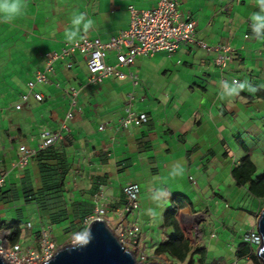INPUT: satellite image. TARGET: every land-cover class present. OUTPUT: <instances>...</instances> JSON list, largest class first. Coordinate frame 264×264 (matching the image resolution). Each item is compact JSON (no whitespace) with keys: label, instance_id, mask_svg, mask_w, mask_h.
<instances>
[{"label":"crops","instance_id":"1","mask_svg":"<svg viewBox=\"0 0 264 264\" xmlns=\"http://www.w3.org/2000/svg\"><path fill=\"white\" fill-rule=\"evenodd\" d=\"M252 5L253 0H180L183 20L195 22L196 39L211 49L181 45L173 54L139 57L130 69L139 78L137 86L128 78L91 83L85 57L75 54L55 62L48 82L37 84L33 92L28 87L37 73L45 71L47 57L71 44L64 33L74 13H85L94 21L79 41L108 42L129 29L131 9L153 10L157 0H27L20 18L0 24V177L5 178L0 235L11 246L39 253L42 229L48 227L56 246L55 230L68 240L57 246L63 248L98 205L106 208L104 218L112 229L138 224V250L150 262H179L159 253V248L181 234L190 252L178 264L242 263L237 251L244 242L232 254L225 251L235 231L229 220L219 223L210 218L214 211L209 203L219 188L228 193L239 187L233 170L240 161L228 145L229 131L234 132L230 115L235 118L245 106L264 108V90L257 84L255 93L243 91L239 97L217 100L223 79L231 82L243 72L245 56L264 59V40L251 38ZM243 26L250 43L236 32ZM219 46L235 47L233 62L224 70L216 64ZM106 62L116 64L114 52L106 54ZM67 63L72 68L67 69ZM254 69L264 72L258 62ZM71 88L79 92L80 111L70 105ZM35 93L42 94L43 101L38 102ZM129 94L134 97L132 110L145 114L148 122L122 129L119 120ZM63 125L67 126L63 139L47 152L46 160L40 163L35 157L27 168L18 167L21 147L37 149L43 132H56ZM43 165L57 170L58 176H50L61 184L53 195L45 191L49 176L42 174ZM176 166L183 173L172 177ZM129 184L140 187V206L120 220L118 211L126 203L124 188ZM171 209L175 225L166 221ZM12 223H19L21 231L15 244L8 240ZM220 226L229 232L223 239L217 238ZM215 241L222 250L212 254Z\"/></svg>","mask_w":264,"mask_h":264},{"label":"built area","instance_id":"2","mask_svg":"<svg viewBox=\"0 0 264 264\" xmlns=\"http://www.w3.org/2000/svg\"><path fill=\"white\" fill-rule=\"evenodd\" d=\"M248 38L249 36H246V39ZM181 45H195L206 50L211 49L205 42L196 39L195 22L189 19L183 20L180 12V0H157V8L153 10L139 12L131 9L129 29L124 31L120 36L113 37L108 42H102L98 39H83L78 43L73 42L67 45L60 52L49 55L45 71L37 73L35 79L29 83L28 87L33 92L37 84L48 82V76L53 72L55 62L64 61L75 54L85 57L91 83L98 85L109 79L122 80L128 78L134 86H137L139 78L130 70L137 58L153 56L160 52L173 54ZM216 50L219 52L216 64L224 70L233 62L235 48L232 46H219ZM110 52L115 53L116 64L114 65H109L106 62V54ZM66 68H72V64L67 63ZM223 81L228 80L223 79ZM69 93L72 109L80 111L78 90L71 88ZM33 95L38 102L44 99L42 94L35 93ZM28 98L29 96L25 95L23 101H27ZM128 98L130 102L119 120V126L122 129H129L135 124H146L148 117L145 114H137L132 110L133 94H129ZM66 129L67 126L63 125L56 132H43L41 143L37 149H28L25 146L21 147L20 152L22 153V157L18 162V167L21 169L27 168L30 161L37 156L38 152L46 150L60 142ZM101 130H103L102 127ZM4 186L5 178L0 177V192ZM124 194L126 203L118 211L120 220L134 214L140 206V187L138 185H127L124 188ZM97 199L98 196L96 197V202H98ZM106 214V208L97 205L94 213L85 221V224L90 227L94 221L104 220ZM113 231L122 246L133 254H135L134 251H139L141 254L140 262H146V255L138 250V238L141 232L138 224L128 225L125 229L117 227ZM244 242L250 246V255H252L261 246L262 237L254 229L245 235ZM40 248L41 252L39 253L23 250L19 244L11 246L7 241V237L0 235V257L7 264H43L51 260L56 255L58 248L52 239L51 230L48 227L42 229ZM246 261H250V256L246 257Z\"/></svg>","mask_w":264,"mask_h":264},{"label":"rangeland","instance_id":"3","mask_svg":"<svg viewBox=\"0 0 264 264\" xmlns=\"http://www.w3.org/2000/svg\"><path fill=\"white\" fill-rule=\"evenodd\" d=\"M236 32L239 33V36L243 39V41H246V43H250L249 40H246V36L250 35L246 34V27L243 26L242 29H238L237 27ZM252 43H254L256 48H258L256 41H252ZM245 58V68L243 72L237 74L235 78L239 81H248L256 88H258L257 86H255V84H257L262 90H264V72L259 73L254 69V63L257 62L264 69L263 57L257 55V57L255 56L249 58L248 56H245ZM257 68H259V66ZM252 70L255 72L253 73ZM234 115L235 118L232 115H230L229 117V120L231 121L230 125L234 129V132L229 131L230 136L228 137V145L233 149L237 160L241 161V159H243L244 157H249L251 159V161L256 166L255 178L263 176L264 108L256 109L254 107L245 106L243 113H235ZM239 124L241 125V130L238 129ZM232 133L234 134L232 135ZM213 187H215V184L213 185ZM223 187L225 188V186ZM246 187L234 186L232 190H228V193L225 192L226 189L219 188L218 190L220 191H216V194H218V196H216L214 192L212 195H210L214 198L212 202L209 203V209L214 211L213 213H211L210 218L214 221L216 220L219 223L229 220L231 228L235 231L234 241L225 249V251L230 252V254L234 253V247L236 248L241 243V241L244 242L243 237H245L247 233L251 232L253 229H256V223L260 217L261 212L264 209V205L260 207V201L255 198ZM222 227L223 226H220L217 230L218 239H223L225 235L229 234V232L222 229ZM55 237L58 241L57 246L59 247L61 245H64L65 242L68 241L64 238V236H60L57 230H55ZM213 245L214 246L212 248V254L218 252L219 250H222V247L220 249L216 241ZM134 252L137 255L138 260L140 261V252ZM234 261L236 262V260ZM244 262H246L245 264H253V261H242V263L240 264H244ZM178 263L179 262L174 261V264Z\"/></svg>","mask_w":264,"mask_h":264},{"label":"clouds","instance_id":"4","mask_svg":"<svg viewBox=\"0 0 264 264\" xmlns=\"http://www.w3.org/2000/svg\"><path fill=\"white\" fill-rule=\"evenodd\" d=\"M26 7H27V0H0V24L12 23L16 19L20 18L24 14ZM248 23L251 29V38L257 40H264V0H253L252 8L250 9L248 14ZM93 26H94V21L90 17H88L85 13H74L71 17V27L65 30L64 33L65 40L69 43H73V42L78 43L79 38L82 37V34L87 33L89 30L93 28ZM219 89L220 90L217 94V100L219 101H226L235 97H239L241 92L245 90L248 91L249 93H255L257 91V88L254 87L252 84H250L248 81H239L236 79H233L231 82L222 81L219 86ZM182 173H183L182 167L176 166L172 169L170 175L172 177H176L182 175ZM104 221H106L105 218ZM256 230H257V226H256ZM90 239H91L90 228L89 226H87V224H85V226L80 231L74 233L70 237V243L67 246L72 245L73 247H82L86 245L90 241ZM60 249L61 248H58V250ZM257 250L252 255H257ZM248 256H250V262H251V255L249 254ZM136 259L138 262H140L137 257ZM144 263H152V262H150L147 258L146 262Z\"/></svg>","mask_w":264,"mask_h":264},{"label":"water","instance_id":"5","mask_svg":"<svg viewBox=\"0 0 264 264\" xmlns=\"http://www.w3.org/2000/svg\"><path fill=\"white\" fill-rule=\"evenodd\" d=\"M89 228L91 239L86 245L65 246L43 264H159L138 262L136 256L122 246L106 221L96 220ZM257 232L262 237L257 257L264 264V209L257 221ZM0 264H7L2 257Z\"/></svg>","mask_w":264,"mask_h":264},{"label":"trees","instance_id":"6","mask_svg":"<svg viewBox=\"0 0 264 264\" xmlns=\"http://www.w3.org/2000/svg\"><path fill=\"white\" fill-rule=\"evenodd\" d=\"M51 148L52 147L38 152L36 156L38 162L41 163L42 161L46 160L47 152ZM239 163L240 164L233 170V177L236 181V184L239 187L247 186L249 192L264 204V175L255 178L256 166L249 157H244ZM56 172L57 170L54 168H49L47 165L42 166V174L46 177L49 176L47 177L48 180L44 181V188L46 192L48 190V195H53L54 190L56 191V187H59L61 184L60 182L56 184L54 183L55 181L53 182V180L51 179L52 177L50 175H56ZM45 203L46 205H50V203H47V201ZM166 215V221H169L172 225H175V210L171 209ZM20 233L21 231L19 223H12L10 225V235L8 237L9 242L11 244H15L20 238ZM189 252V245L186 241H184V236L181 234L172 237L169 241L162 244L159 248V253L167 254L179 261L180 263H182L185 256ZM250 252V247L247 244L242 243L238 248L237 256L240 258V260L246 261V257L250 254ZM251 262L253 264H263L258 259L257 255H251Z\"/></svg>","mask_w":264,"mask_h":264}]
</instances>
